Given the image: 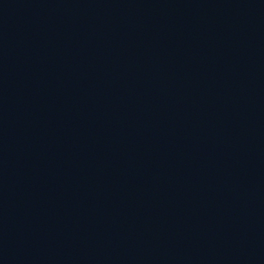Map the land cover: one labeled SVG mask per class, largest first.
<instances>
[{"label":"water","instance_id":"water-1","mask_svg":"<svg viewBox=\"0 0 264 264\" xmlns=\"http://www.w3.org/2000/svg\"><path fill=\"white\" fill-rule=\"evenodd\" d=\"M0 264H264V0H0Z\"/></svg>","mask_w":264,"mask_h":264}]
</instances>
